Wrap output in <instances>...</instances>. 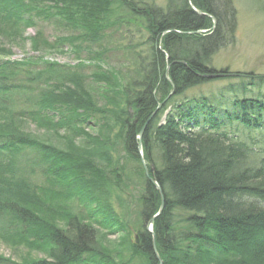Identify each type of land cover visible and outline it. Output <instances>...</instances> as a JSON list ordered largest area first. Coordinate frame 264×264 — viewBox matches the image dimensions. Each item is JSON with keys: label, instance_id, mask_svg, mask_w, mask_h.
I'll return each mask as SVG.
<instances>
[{"label": "trees", "instance_id": "1", "mask_svg": "<svg viewBox=\"0 0 264 264\" xmlns=\"http://www.w3.org/2000/svg\"><path fill=\"white\" fill-rule=\"evenodd\" d=\"M236 16L234 0H0V241L28 253L0 264H159L153 242L162 264H264V75L210 65ZM114 36L124 73L89 52ZM135 163L141 230L124 260L111 189Z\"/></svg>", "mask_w": 264, "mask_h": 264}, {"label": "rangeland", "instance_id": "2", "mask_svg": "<svg viewBox=\"0 0 264 264\" xmlns=\"http://www.w3.org/2000/svg\"><path fill=\"white\" fill-rule=\"evenodd\" d=\"M234 8L237 13L234 37L231 40H227L223 47L214 55L210 65L218 72L227 70L229 75L238 72L264 75V0H234ZM41 30L43 35L50 41L55 37H58V32L55 31L54 26L42 25ZM30 34L31 32L28 33V35ZM118 38V36L110 38L103 45H101V48L98 46H91L89 52L94 54L100 52V49L109 50L110 53L106 55L103 60L107 70H114L119 73H124V70L130 66V63H128L126 55L121 54L122 50H119L121 48L118 47ZM21 49L23 51L20 49H14L13 54L18 55L30 52L31 46L29 43H26L21 47ZM85 56L86 54H83V59H86ZM50 57L62 59L59 56L54 55L45 56V59ZM41 68V66H37L38 70ZM93 70L94 68L85 70L83 69L80 73L82 75L91 77L90 75ZM227 82L228 81H224L223 83ZM85 84L87 86L86 88L89 90H93L97 87V84L92 82V80L86 79ZM219 84L222 83L219 82ZM254 91L256 94L259 91L261 94H264V87ZM22 103L23 100L18 101V107H21ZM30 129L32 132H35L33 126H31ZM43 132L44 131L42 130L41 133ZM95 132H97L96 128H93V131H90L92 134H95ZM48 134L50 137H52V139H50L51 143L56 145L59 139L55 135H51L50 133ZM63 134L64 133L60 132L61 136ZM252 137L260 139V137L255 134H253ZM77 144L81 146L82 141H78ZM253 152L254 159L264 158V143H259L256 147H254ZM130 164L127 167L126 178H124V184L122 185V188L117 191H115L113 188L111 189V202L113 208L118 215H121L128 228L123 233L110 234L107 237V240L110 242V244L120 245L124 260H127L128 254L126 249L129 242L133 240L134 235L137 234V231L141 230V223L137 220L138 196L141 191L138 187L135 188V185L133 184L136 182L140 184V181L137 179L140 177L134 173V168L137 167V164ZM31 171L33 170H26V177H28L34 184H42L43 176L39 175V172L31 173ZM127 187H129V189H127ZM98 230L103 232L100 229ZM104 233L107 232L104 231ZM26 255H28V253L24 249L20 248L18 251H14L11 247L4 245L0 241V257L10 259L14 262H20V260L24 259ZM32 257L42 258V255L33 254ZM132 264H137L136 260Z\"/></svg>", "mask_w": 264, "mask_h": 264}, {"label": "water", "instance_id": "3", "mask_svg": "<svg viewBox=\"0 0 264 264\" xmlns=\"http://www.w3.org/2000/svg\"><path fill=\"white\" fill-rule=\"evenodd\" d=\"M188 1H190V0H188ZM214 24H215V22H214ZM165 76H166V78H168L167 73H166ZM223 76H226V75H224V74H217V75L210 76V77H208V78H217V77H223ZM159 107H161V105H159ZM159 107H158V108H159ZM146 126H147V124H145V125L143 126V128L141 129V131H140L139 134H138V151H139L140 155L142 154L141 138H142V136H143V133H144V131H145ZM141 163H142V166H143V168H144V172H145L146 178L150 181V183L153 185V187H154L156 190H158V191L160 192V195H161L160 209H159V212L157 213V215L154 217V218H156L157 216H159V215L161 214V212H162V210H163V207H164V203H163V197H162L161 189H160L159 185H158V184H157V183H156V182H155V181L149 176L148 169H147V167H146V165H145L144 160H143L142 157H141ZM154 218H153V219H154ZM152 222H153V220H151V221L148 223V225H147V230H148L150 233H152ZM134 241H135V244L138 246L139 241H138V236H137V235H134ZM152 249H153V253H154V255L156 256V258H157L158 261H159V264H162L161 260L158 258V255H157V251H156V248H155V244H154V242H153Z\"/></svg>", "mask_w": 264, "mask_h": 264}, {"label": "built area", "instance_id": "4", "mask_svg": "<svg viewBox=\"0 0 264 264\" xmlns=\"http://www.w3.org/2000/svg\"><path fill=\"white\" fill-rule=\"evenodd\" d=\"M46 59H48L50 61H54V62L63 63V61L61 59H59V58H53V57H51V58H46Z\"/></svg>", "mask_w": 264, "mask_h": 264}]
</instances>
